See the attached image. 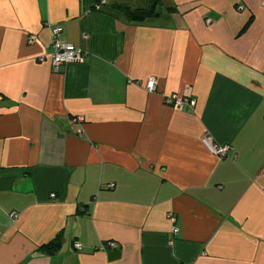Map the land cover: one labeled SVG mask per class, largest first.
<instances>
[{"label": "crops", "instance_id": "obj_1", "mask_svg": "<svg viewBox=\"0 0 264 264\" xmlns=\"http://www.w3.org/2000/svg\"><path fill=\"white\" fill-rule=\"evenodd\" d=\"M0 264H264V0H0Z\"/></svg>", "mask_w": 264, "mask_h": 264}, {"label": "built area", "instance_id": "obj_2", "mask_svg": "<svg viewBox=\"0 0 264 264\" xmlns=\"http://www.w3.org/2000/svg\"><path fill=\"white\" fill-rule=\"evenodd\" d=\"M102 4H105V2H102ZM102 4L95 6V9L100 10L102 8ZM210 23L211 20H208V24ZM50 31L52 35L50 59L52 68L55 72H58L63 66L70 64H83L85 62L87 52L63 41L61 38L63 28L61 26H51ZM84 37L87 38V36ZM36 40L37 38L34 35H31L28 38L29 44L35 43ZM44 59L45 58H41V61H43ZM146 88L149 92H155L157 90L156 80L153 78L150 79L146 84ZM165 102L179 111H183L186 107L194 108L196 106V100L189 94L181 95L178 93H174L172 95L166 96ZM203 144L214 156L220 159H224L225 157H227L231 150V147L229 145L217 144L209 135L203 138ZM110 187H114V185L112 184ZM51 197L55 198V195L53 194ZM170 221L174 225L172 227V232L174 234L178 233V229L175 226L176 219L173 215H170ZM108 245L111 248H116L117 246L114 242H109ZM74 248L77 251H81L83 249V246L80 243H75Z\"/></svg>", "mask_w": 264, "mask_h": 264}, {"label": "trees", "instance_id": "obj_3", "mask_svg": "<svg viewBox=\"0 0 264 264\" xmlns=\"http://www.w3.org/2000/svg\"><path fill=\"white\" fill-rule=\"evenodd\" d=\"M154 12V8H152L151 10H134V11H131L129 10L128 11V17L130 18V20H132L133 22H136V23H141L143 21H145L147 18H149L152 13ZM60 238L59 236L53 240L50 244L48 245H45L42 247V250L47 252V253H56L60 250Z\"/></svg>", "mask_w": 264, "mask_h": 264}]
</instances>
